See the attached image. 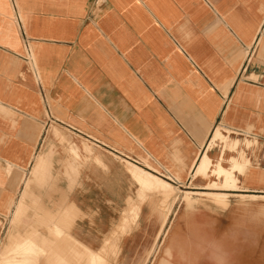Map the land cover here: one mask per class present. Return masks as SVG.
Here are the masks:
<instances>
[{"label": "crops", "instance_id": "1", "mask_svg": "<svg viewBox=\"0 0 264 264\" xmlns=\"http://www.w3.org/2000/svg\"><path fill=\"white\" fill-rule=\"evenodd\" d=\"M7 217L112 264H264V0H0Z\"/></svg>", "mask_w": 264, "mask_h": 264}, {"label": "rangeland", "instance_id": "2", "mask_svg": "<svg viewBox=\"0 0 264 264\" xmlns=\"http://www.w3.org/2000/svg\"><path fill=\"white\" fill-rule=\"evenodd\" d=\"M218 142L223 143V149L235 153L231 154L229 159L233 158L237 160V157H239L241 161L246 162L248 161L246 150L257 151L259 149V146L256 144L229 149L226 146L225 140L221 141L220 139H213L212 137L208 147L217 145ZM126 161H132H123L125 168L128 169V163ZM201 174L205 176L203 173ZM210 174L214 175L212 172H210ZM224 181L225 183H229L228 179H224ZM212 185L214 186V184ZM154 187L159 189L161 186L156 184ZM165 191H171L173 196H175V189L168 184H166ZM157 193L159 192L157 191L149 194L154 195ZM138 194L139 189L137 191V199ZM190 194L191 193H184L185 196L191 198ZM173 196L170 198H173ZM136 214V209L130 208L128 221L134 222ZM17 229L18 233H14V220H11L10 217H7L4 222H0V264H112L116 258L117 249L112 248L108 240L99 251L91 254L84 250L82 244H79L76 240H73L62 231L55 230L50 232L48 236H42L30 230L20 234L19 225Z\"/></svg>", "mask_w": 264, "mask_h": 264}, {"label": "bare ground", "instance_id": "3", "mask_svg": "<svg viewBox=\"0 0 264 264\" xmlns=\"http://www.w3.org/2000/svg\"><path fill=\"white\" fill-rule=\"evenodd\" d=\"M136 169H138V168H136ZM138 171H141V170H139L138 169ZM134 176V175H133ZM134 179H136V178H134ZM155 179V178H154ZM156 181V180H155ZM157 181H160V180H157ZM161 182V181H160ZM163 184V183H162ZM197 193V192H196ZM169 194H170V196H169ZM171 196H173V193L171 192V191H166V196H165V201H166V208H165V210L166 211H168L169 210V208H168V205H169V200H173L174 198H175V196H173V198H170ZM161 198H162V196H161ZM190 200L191 198H189L188 196H185L184 195V198H183V200ZM165 234V233H164ZM155 245V244H154ZM47 247V246H46ZM155 247V246H154ZM151 253V252H150Z\"/></svg>", "mask_w": 264, "mask_h": 264}, {"label": "snow or ice", "instance_id": "4", "mask_svg": "<svg viewBox=\"0 0 264 264\" xmlns=\"http://www.w3.org/2000/svg\"><path fill=\"white\" fill-rule=\"evenodd\" d=\"M164 219V217H163V215H161V220H163Z\"/></svg>", "mask_w": 264, "mask_h": 264}]
</instances>
